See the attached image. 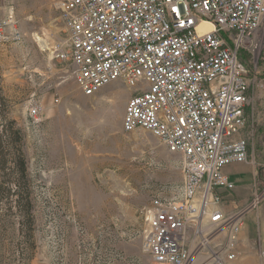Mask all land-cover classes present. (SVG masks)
Masks as SVG:
<instances>
[{"label": "built area", "instance_id": "2783aa9c", "mask_svg": "<svg viewBox=\"0 0 264 264\" xmlns=\"http://www.w3.org/2000/svg\"><path fill=\"white\" fill-rule=\"evenodd\" d=\"M87 96L123 80L138 86L123 129L144 128L182 159L183 179L153 199L144 249L152 264H234L245 218L264 202V0H56ZM210 25L211 27H209ZM10 16L0 43L21 40ZM38 121L43 107L33 104ZM232 163L252 167V195L229 203ZM264 264V246H260Z\"/></svg>", "mask_w": 264, "mask_h": 264}, {"label": "rangeland", "instance_id": "374dc122", "mask_svg": "<svg viewBox=\"0 0 264 264\" xmlns=\"http://www.w3.org/2000/svg\"><path fill=\"white\" fill-rule=\"evenodd\" d=\"M55 2L0 0V19L22 33L0 43V264H152L146 215L183 179V159L151 131L123 129L140 85L79 89L73 65L55 57L68 38ZM254 114L263 120L264 106ZM224 170L240 185L254 178L245 163ZM261 211L246 216L255 241Z\"/></svg>", "mask_w": 264, "mask_h": 264}, {"label": "crops", "instance_id": "0c3cea01", "mask_svg": "<svg viewBox=\"0 0 264 264\" xmlns=\"http://www.w3.org/2000/svg\"><path fill=\"white\" fill-rule=\"evenodd\" d=\"M227 173V172H226ZM229 176L230 174L227 173ZM231 177V176H230ZM232 179V177H231ZM234 181V179H232ZM236 187L234 191L229 195L228 202L229 203H238L245 204L251 198L252 191V182L250 184L240 185L237 181H234ZM250 186V187H248ZM262 211L260 213V220L263 219V222H260V236L258 241L253 240L248 236V232L246 230V218L244 223V228L241 232L238 250L240 252V256L234 264H261V259L259 255L260 246H264V202L261 205Z\"/></svg>", "mask_w": 264, "mask_h": 264}, {"label": "trees", "instance_id": "16d2710c", "mask_svg": "<svg viewBox=\"0 0 264 264\" xmlns=\"http://www.w3.org/2000/svg\"><path fill=\"white\" fill-rule=\"evenodd\" d=\"M260 140H259V146L261 147L262 146V143L264 141V125L260 128ZM21 173L22 174H25L26 173V167H25V164L22 166V169H21ZM17 191V189H16ZM20 192V191H18ZM21 194V193H20ZM19 207L21 208V205H19Z\"/></svg>", "mask_w": 264, "mask_h": 264}, {"label": "bare ground", "instance_id": "6f19581e", "mask_svg": "<svg viewBox=\"0 0 264 264\" xmlns=\"http://www.w3.org/2000/svg\"><path fill=\"white\" fill-rule=\"evenodd\" d=\"M209 27H211L210 25H208Z\"/></svg>", "mask_w": 264, "mask_h": 264}]
</instances>
